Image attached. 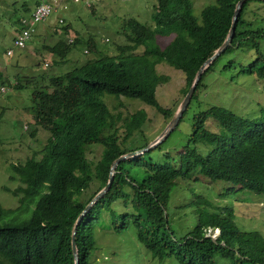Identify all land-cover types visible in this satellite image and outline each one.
<instances>
[{
  "label": "trees",
  "instance_id": "trees-1",
  "mask_svg": "<svg viewBox=\"0 0 264 264\" xmlns=\"http://www.w3.org/2000/svg\"><path fill=\"white\" fill-rule=\"evenodd\" d=\"M150 1L152 25L135 18L126 19L122 31H116L128 44L110 41L118 51L115 55L96 57L99 49L94 36L88 34L83 38L74 30L71 43L58 41L51 52L63 57L71 48L81 45L89 55L73 68L50 75L48 83L27 85L29 80L22 81L18 76H13L10 83V77L0 71V87L29 89L31 119L47 133L39 158L29 157L12 166L20 182L12 193L21 195L19 202H29L42 193L26 219L0 226V264H73L70 233L77 215L105 184L111 161L147 144L127 146L134 143L136 135L143 134L146 119L143 109L122 116L119 111L111 112L102 96L108 95L113 100L138 99L169 119L174 110L161 107L154 94L155 87L167 79L155 74L154 65L163 62L180 70L184 76L181 89L184 95L199 66L225 38L237 0H214L200 9L199 18L192 14L189 0ZM253 2L264 6V0L243 2L230 44L220 55L231 53L249 41L255 57L239 71L263 78L264 56L257 40L264 39V28H251V21L244 18ZM61 28L65 31L71 26L65 24ZM158 36L170 40L161 48L155 41ZM138 47L141 52H133ZM219 56L202 72L190 100ZM63 61L57 59L52 63L56 66ZM232 62L229 60L227 64ZM207 117L216 120L225 135L205 129L203 122ZM191 129L189 142L202 139L210 145L204 156L188 142L177 152L174 164L145 162L146 152L118 162L110 188L76 226L77 264H91L92 228L104 213L113 219V229L125 228L131 222L136 240L151 257H172L177 264H216L215 256L227 258L229 264H264L263 237L257 231L239 228L228 207H217L201 196H194L190 205H195L196 224L178 239L167 227L164 213L174 180L185 179L195 171L209 180H224L237 189L264 194V107L250 119L224 107L211 106L194 114ZM93 147L100 148L96 159L87 154L91 148L90 153H94ZM131 166L143 167L139 181L129 176ZM113 184L128 185L130 212L115 214L110 208L108 193ZM4 213L0 206V218ZM214 228L218 229L215 239L206 236Z\"/></svg>",
  "mask_w": 264,
  "mask_h": 264
},
{
  "label": "rangeland",
  "instance_id": "rangeland-1",
  "mask_svg": "<svg viewBox=\"0 0 264 264\" xmlns=\"http://www.w3.org/2000/svg\"><path fill=\"white\" fill-rule=\"evenodd\" d=\"M34 1L0 0V71L3 76L12 78H9L10 83L14 81L13 76H18L22 81L29 80L27 85H33L32 82L43 85L48 83L50 75L61 74L82 63L89 55L85 52L84 46L76 45L63 57L54 55L50 50L58 41L68 42L69 38L71 40L74 30L83 38L88 34L94 36L99 49L97 57L118 53L113 49L110 41L113 44H128L125 42V37L117 33L118 30L122 31V23L126 19L135 18L152 25L149 19L152 11L150 0H75L76 3L63 1L65 4L63 6L59 3L60 0H55V6L62 9H58V12L52 13L47 21L37 25L35 33L22 50L14 48L11 45V38L18 26L17 20L27 15L25 10H31ZM189 1L192 14L197 18L203 6L214 2V0ZM24 2L27 6L25 10H23L26 7ZM89 2L91 4L87 6ZM58 14L63 18L62 23H57L55 20ZM244 18L251 21V28H264V6L257 2L251 3L246 9ZM65 24H69L71 29L64 31L61 27ZM169 40L167 37L155 38L161 48ZM257 41L264 56V39L258 38ZM8 48L12 49V53L6 56L4 51ZM20 52L22 54L15 63ZM133 52L140 53L141 48L138 47ZM254 57L249 41H245L231 53L220 55L203 75L200 88L189 101L179 122L158 147L144 153L143 161L174 164L177 152L191 139L192 117L211 106L224 107L244 118L256 117L259 110L264 107V77L257 78L254 73L239 71L253 61ZM57 59L64 61L54 66L52 61ZM229 60L233 62L227 64ZM154 72L167 79L155 87L157 103L163 108L175 111L183 97L181 91L184 86L183 73L163 62L154 65ZM28 90L16 91L11 87L5 91L0 90V206L5 211L0 218V226L19 223L26 219L42 193L34 195L29 202H19L21 195L12 193V190L20 185L12 166L22 163L29 157L39 158L42 155L40 150L46 143L47 133L36 126L31 119ZM107 96L103 95L101 99L111 112L119 111L124 116L143 109L146 114L142 126L143 134L136 135L134 143L128 144V148L148 144L170 119L138 99L120 97L118 100H113L112 97ZM117 102L121 105L118 106ZM203 126L210 132L225 135L224 130L211 117L204 120ZM188 144L202 156L210 150L209 143L202 139ZM93 148L94 153H90L91 148L87 154L89 158H92L90 155L92 154L96 159L100 148ZM142 169V166H131L129 176L139 181L143 176ZM12 176H15L14 180L11 179ZM128 188V185L119 187L113 184L110 189L108 199L110 208L115 214L130 212ZM89 191L90 189H87L86 193ZM197 195L217 207H228L232 210L234 221L239 228L257 231L264 239V194L237 189L235 185L224 180H209L198 171L191 173L185 179L174 180L168 194L164 209L165 222L176 239L191 231L196 224L195 205L190 204ZM112 220L111 216L104 213L93 225L94 249L90 255L91 264H177L172 257L163 259L151 257L136 240L135 227L131 222H128L125 228L113 229ZM114 221L119 222L118 218ZM210 236L216 237L214 230L210 232ZM214 259L216 264H229L227 258L215 256Z\"/></svg>",
  "mask_w": 264,
  "mask_h": 264
},
{
  "label": "water",
  "instance_id": "water-1",
  "mask_svg": "<svg viewBox=\"0 0 264 264\" xmlns=\"http://www.w3.org/2000/svg\"><path fill=\"white\" fill-rule=\"evenodd\" d=\"M244 1L245 0H237L236 1L234 8H233V11H232L230 25H229L228 31L225 35V38L223 39L221 44L217 48H215L210 53V55L199 66V68L195 72L194 76L192 77L191 82H190L185 94L183 95V97L180 100V102L178 103L175 111L173 112L172 116L170 117V119L166 123L165 127L161 130V132L152 141H150L147 145H145L144 147L123 153L111 161L109 168H108L107 179H106L105 184L85 204V206L82 208L80 213L77 215V217L73 223V226L71 228L70 248H71V255H72V259H73V264H77V262H78L77 248H76V245L74 242V234L76 231V226L78 225L79 221L82 219L83 215L89 210V208L91 206H93V204L96 203V201L98 199H100L110 188L112 178H113V174L115 171V167L118 164V162L123 161V160L128 159V158H131V157H134V156H137V155H140L144 152L151 150L152 148L156 147L160 142H162L167 137V135L172 131L174 126L177 124L179 118L181 117L183 111L185 110L202 72L230 44V40L232 38L234 28H235L236 19H237L239 10H240Z\"/></svg>",
  "mask_w": 264,
  "mask_h": 264
},
{
  "label": "clouds",
  "instance_id": "clouds-1",
  "mask_svg": "<svg viewBox=\"0 0 264 264\" xmlns=\"http://www.w3.org/2000/svg\"><path fill=\"white\" fill-rule=\"evenodd\" d=\"M63 1H68V2L71 1L72 3H76L75 0H60L59 3L62 4V6L65 5V4L63 3ZM78 1H79V0H78ZM41 3H51V4L53 5V9H52V11L50 12V14H49L45 19H43L42 21H38V22H36V23L33 25L32 30H30L29 37L25 40V43H24L23 47H21V48H17V49H23V48L27 45V42L29 41V39L31 38V36L35 33L38 24H41V23L47 21V20H48V17H49L52 13H54V12L57 13V12H58V9H62V8H59V7H56V6H55V0H35V1L33 2V6H32V8H31V10L29 11V17L25 19L24 16H22V17H20V18L17 20V24H18V26H16L17 28L15 29L14 37L11 39V45H12V47H14L12 43H13V40L15 39L16 35H17L18 33H20V31H22L23 29H27V24H25V26H24L23 23H22V20L28 21V20L30 19V17H31V13H32V12L34 11V9H35L39 4H41ZM90 4H91V3L89 2V3L87 4V6H90ZM85 6H86V5H85ZM55 20H56L57 23H58V22H59V23H62V22H63V18L60 17L59 14H58L57 17L55 18ZM59 20H60V21H59ZM67 41H68V42H66V43H71V42H72V37H71V40H70V38H69ZM14 48H16V47H14ZM9 50H10V53L7 54V51H9ZM85 52H86V50H85ZM11 53H12V49H11V48H8V49H6V50L4 51V54H5L6 56L10 55ZM0 88H3V90H1V91H4V90H5L4 87H0ZM213 230H214V233H216V236H217V235H218V229H217V228H214ZM213 230H212V231H213ZM212 231L208 230L206 236H210V232H212ZM210 238H212V237L210 236ZM212 239H215V238H212Z\"/></svg>",
  "mask_w": 264,
  "mask_h": 264
},
{
  "label": "built area",
  "instance_id": "built-area-1",
  "mask_svg": "<svg viewBox=\"0 0 264 264\" xmlns=\"http://www.w3.org/2000/svg\"><path fill=\"white\" fill-rule=\"evenodd\" d=\"M53 9V5L51 3H41L39 4L34 11L31 13V17L28 21L22 20L23 25L27 24V29H23L18 33L13 40V46L16 48L23 47L25 40L29 37L30 30H32L33 25L45 19ZM60 21V20H59ZM10 53V50L7 51V54ZM3 90V88H0Z\"/></svg>",
  "mask_w": 264,
  "mask_h": 264
},
{
  "label": "crops",
  "instance_id": "crops-1",
  "mask_svg": "<svg viewBox=\"0 0 264 264\" xmlns=\"http://www.w3.org/2000/svg\"><path fill=\"white\" fill-rule=\"evenodd\" d=\"M24 4H25V6H26V3H25V2H24ZM22 5H23V3H22ZM7 6H8V2H7ZM26 8H27V6L24 7L23 10H25ZM25 11H26V14H27V15H25L24 18L26 19V18L29 17V11H30V10H27V9H26Z\"/></svg>",
  "mask_w": 264,
  "mask_h": 264
}]
</instances>
